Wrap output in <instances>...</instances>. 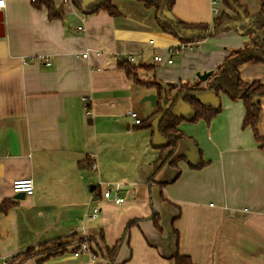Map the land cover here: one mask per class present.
Here are the masks:
<instances>
[{
    "label": "crops",
    "instance_id": "1",
    "mask_svg": "<svg viewBox=\"0 0 264 264\" xmlns=\"http://www.w3.org/2000/svg\"><path fill=\"white\" fill-rule=\"evenodd\" d=\"M81 1L86 7L99 0ZM237 1L251 15L260 8V0ZM219 2L221 13L235 17ZM55 4L64 7L62 21H50L32 0H5L0 11V205L16 203L0 211V264L73 232L93 238L96 260L76 256L74 244L64 254L23 264H112L102 251L131 223L114 264H174L176 255L195 264H264V151L252 129L243 128V102L197 94L205 105L221 104L220 114L209 126L182 122L179 129L188 138L179 142L176 156L184 160L167 164L152 180L167 141L158 133V119L142 128L127 113L135 110L143 120L152 115L156 105L143 99L156 92L134 84L119 68L120 57L141 54L136 65L155 68L141 69L142 80L194 82L198 74L216 72L228 50L250 37L224 32L171 58L180 42L161 31L155 10L142 3L112 0L120 17L106 11L86 17L63 0ZM171 16L211 25L216 15L212 0H176ZM241 74L248 82H264V65L243 66ZM259 101L264 137V97ZM173 113L194 117L183 101ZM199 163L203 167H191ZM23 178L33 180L34 194L20 199L12 185ZM108 187L122 204L103 197ZM94 208L99 213L91 219Z\"/></svg>",
    "mask_w": 264,
    "mask_h": 264
},
{
    "label": "trees",
    "instance_id": "2",
    "mask_svg": "<svg viewBox=\"0 0 264 264\" xmlns=\"http://www.w3.org/2000/svg\"><path fill=\"white\" fill-rule=\"evenodd\" d=\"M135 1L142 3L148 9L155 10V19L158 27L163 33L171 35L180 42L178 46L180 52L183 51V47L201 43L208 38H213L221 33L232 30L243 33L244 36H249L251 40L250 43H246L241 48L228 50L223 62L217 66L216 72H212L205 82L197 79L194 82L187 81L177 85H164L156 77H153L151 81H144L139 77L138 72L141 69H155L153 66L130 64L122 58L119 59V68L124 70L128 79L132 80L136 85L154 89L157 95L154 113L143 120L140 125L142 128H147L152 126V123L158 119V133L167 141L160 148L161 155L154 165V173L151 179L153 180L154 176L167 164L175 167L178 161L184 160V157L176 156L179 142L188 138L179 129V125L182 122L195 123L203 120L209 126L212 120L220 114L222 110L221 104L217 108L203 104L196 98V95L201 93L212 92L217 97L220 94H225L231 101L241 100L246 111L243 128L252 129L259 148L264 151V137L260 135L258 130L260 114L262 112L259 99L264 97V82L261 80L248 82L242 78L241 74L243 66L264 65V0H260V8L254 15H251L248 8L237 0H222L223 5L232 11L235 17H231L225 12H220L219 15L215 16L211 25L203 23L188 24L174 20L171 13L176 0ZM32 4L37 10L46 9L50 21H62L65 18L63 5L57 7L55 0H32ZM72 5L86 17L100 11H106L112 17H120L122 15L112 4V0H99L86 7H84L81 0H72ZM179 101L185 102L194 110L193 119L187 120L184 117L174 115V107ZM166 152L169 153L164 158L163 155ZM173 158L174 160L170 161ZM92 165L93 162L90 160L89 168ZM203 165V163H199L196 166L191 165V167L200 168ZM80 166L81 168L85 167L83 164H80ZM15 205L16 203L12 201L4 202L0 205V211H5ZM151 219L154 221L155 227L160 230L158 216L154 214ZM131 226L132 223L128 224L124 235L112 248L107 247L102 251V257L106 258L110 263L114 264L126 237L125 235H127ZM92 239L90 237L79 236V233L73 232L68 237L43 244L36 248H29L14 256L9 264H23L25 261L40 256H46L43 260H47L51 257L64 254L67 252L68 247L74 244L80 245L83 242H88L92 252L99 257L97 251L91 247ZM72 251L76 252L78 248ZM172 259L174 264H195L188 256L176 255Z\"/></svg>",
    "mask_w": 264,
    "mask_h": 264
},
{
    "label": "built area",
    "instance_id": "3",
    "mask_svg": "<svg viewBox=\"0 0 264 264\" xmlns=\"http://www.w3.org/2000/svg\"><path fill=\"white\" fill-rule=\"evenodd\" d=\"M64 4H72V0H63ZM219 0H212V6H213V12L217 16L220 13V10L218 9L219 5ZM5 8V0H0V11ZM78 31H82V27H78ZM179 46V45H178ZM178 46L172 50L171 52V58L172 55H175L177 53H181L178 50ZM183 47V46H182ZM193 45L188 46V47H183V51L188 50L192 48ZM182 51V52H183ZM86 57V55H84ZM124 59L127 63L130 64H135L139 58H141V54H130L126 57H120V59ZM171 58L167 61L168 64L172 63ZM155 61H161V57H154ZM89 100L88 98H84V109L86 112V115L90 118L92 116L91 108L90 105L87 103ZM127 116L130 117L133 120V124L135 126H140L142 123V119L140 118L139 114L135 110H130L127 113ZM13 192L15 194H24L25 196H32L34 194V182L31 178H23V179H18L13 182L12 185ZM103 197L106 199L112 198L115 204L119 205L122 204L123 198L118 197V196H112V188H107L105 192L103 193ZM99 210L98 208H94L92 211V214H90L91 219L96 218L98 216ZM76 256L79 254H89L91 256L92 261L96 260L97 255L94 254L88 244V242H83L82 244L78 245V251L74 252ZM2 264H6L5 262H2Z\"/></svg>",
    "mask_w": 264,
    "mask_h": 264
},
{
    "label": "water",
    "instance_id": "4",
    "mask_svg": "<svg viewBox=\"0 0 264 264\" xmlns=\"http://www.w3.org/2000/svg\"><path fill=\"white\" fill-rule=\"evenodd\" d=\"M2 28H3V17H2V14L0 13V29H2ZM210 75H211V72H207V73H203V74H198L197 76H198L199 80L205 82L210 77ZM143 101H149L152 106H155L156 105V101H157V96L155 94H150V95L146 96L143 99ZM141 116H142V114H141ZM24 197H25V195L21 193V194H17L16 198L23 199Z\"/></svg>",
    "mask_w": 264,
    "mask_h": 264
},
{
    "label": "rangeland",
    "instance_id": "5",
    "mask_svg": "<svg viewBox=\"0 0 264 264\" xmlns=\"http://www.w3.org/2000/svg\"><path fill=\"white\" fill-rule=\"evenodd\" d=\"M219 6V5H218ZM232 48V47H231ZM136 64V63H135ZM152 70V69H151ZM153 78V77H152ZM152 78H151V80H152ZM151 80H149V81H151ZM132 162V161H131ZM113 193H114V191H113ZM99 207V206H98Z\"/></svg>",
    "mask_w": 264,
    "mask_h": 264
}]
</instances>
